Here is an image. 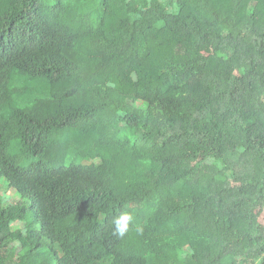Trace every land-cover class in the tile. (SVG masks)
I'll use <instances>...</instances> for the list:
<instances>
[{
  "label": "trees",
  "instance_id": "trees-1",
  "mask_svg": "<svg viewBox=\"0 0 264 264\" xmlns=\"http://www.w3.org/2000/svg\"><path fill=\"white\" fill-rule=\"evenodd\" d=\"M1 182L0 264H264V0H0Z\"/></svg>",
  "mask_w": 264,
  "mask_h": 264
},
{
  "label": "rangeland",
  "instance_id": "rangeland-1",
  "mask_svg": "<svg viewBox=\"0 0 264 264\" xmlns=\"http://www.w3.org/2000/svg\"><path fill=\"white\" fill-rule=\"evenodd\" d=\"M203 52L206 54H210L211 49L210 48H204ZM0 195H3L5 197L6 202L10 205H19V204L23 203V201L21 200V198L17 194V192L14 191L13 189L8 188L7 185H5V182H1V184H0ZM30 217H31V215L29 214V217L27 218V220L25 222L14 224L15 225L14 228H21V229L24 228L25 225L31 221ZM257 221H260L264 227V210L257 212L254 215L253 222H257ZM227 262H229V261H227Z\"/></svg>",
  "mask_w": 264,
  "mask_h": 264
},
{
  "label": "clouds",
  "instance_id": "clouds-1",
  "mask_svg": "<svg viewBox=\"0 0 264 264\" xmlns=\"http://www.w3.org/2000/svg\"><path fill=\"white\" fill-rule=\"evenodd\" d=\"M135 220L134 214L129 211H123L114 216L111 221L113 225V234L122 238L129 232L130 228H134L137 232L141 231Z\"/></svg>",
  "mask_w": 264,
  "mask_h": 264
}]
</instances>
